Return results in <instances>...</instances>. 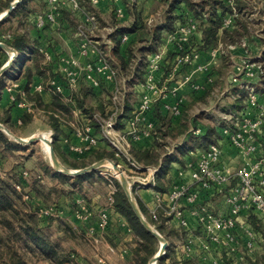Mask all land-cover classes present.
Returning a JSON list of instances; mask_svg holds the SVG:
<instances>
[{
	"label": "crops",
	"instance_id": "0c3cea01",
	"mask_svg": "<svg viewBox=\"0 0 264 264\" xmlns=\"http://www.w3.org/2000/svg\"><path fill=\"white\" fill-rule=\"evenodd\" d=\"M33 1L32 4L40 9L48 6V0ZM59 1L58 22L48 30L38 29L31 22V17L21 28L28 31L35 43L42 37L44 40L42 43L50 44L53 51L52 59L48 60L44 56L45 66L42 68L44 74L35 73L29 84H46L51 77L62 78L60 70L65 65L63 57L74 55L82 62L95 57L96 52L88 57L78 54L81 37L77 31L78 26L85 20L87 7L91 8L98 18V28L91 33V38L96 41L92 44L93 48L98 47L104 51L119 68L117 77L112 81H103L100 86H87L83 84L86 83L84 80L78 79L75 89L66 88L67 95H61L68 106V111L60 110L61 112L55 114L60 120L61 131L56 140L60 152L71 160L89 161L101 149L113 150L106 142H100L99 145L82 153L71 150L70 146L85 143L77 134L78 129L85 130L89 127L91 133L100 136L98 123L94 120L93 114L109 113L112 110L111 95L115 87L123 86L126 91L125 104L118 125L122 129L129 128L130 119L139 115L137 125L143 131L139 139L134 141L133 147L143 152H150L157 147L158 133L164 134L165 150L159 158V164L144 165L138 162L144 170L148 167H157L158 170L163 166L169 167L167 178H170L171 186L165 192L155 187H144L135 191V195L146 205L152 216L154 213L159 214V221L166 229L164 236L174 249L175 258L193 259L195 264H213L214 260L231 264H260L259 256L264 253L263 232L253 227L251 213L253 211L257 213L263 224L264 214H260L252 207L242 209L239 216L241 225L236 228L238 235L236 250L229 251V248L220 242L223 235L221 231H219L220 238L213 239L205 232L199 217L191 214L190 210L194 202L188 197L195 194V204L207 205L215 215H225L229 212L226 195L237 180L231 176L225 181H213L208 186H203L199 180L193 178V168L189 166V164L196 166L202 155L210 149L211 144L218 145L221 151L219 159L213 163V166L217 165L216 167L223 169L226 167L228 172H235L246 161L251 163L258 161L264 170V88L262 86L264 75H259L256 79L257 102L252 105L248 103V90L244 87L247 76L240 69L245 61L244 58L259 63L258 59L264 54V46H261L263 44L259 42L260 46L256 45L257 41L264 40V17H249L253 22L257 21L256 28L252 36L246 37L241 43H224L221 29L214 43L202 48L201 26L207 20V15L204 13V19H200L184 2H181L179 8L174 11L179 15L178 17L182 16L183 20L175 19L171 28H162L160 39L155 40L152 36L153 26L164 24L172 0H86V2L79 0L80 7H76L71 0ZM227 17L232 19L228 27H233L234 15H226L223 20ZM190 20L197 23L190 44L186 46L190 48V52L193 51L192 57L188 63L178 64V58L184 53V47L179 44L175 30L178 24ZM13 24L16 25V22L14 21ZM124 35L128 36L126 40H123ZM243 42L246 44L244 45ZM141 45L148 48L144 62L141 61L142 54L138 50ZM230 45H235V48H231ZM250 52L254 55L251 56ZM17 54L18 60L22 61L27 58L25 55H29L18 51ZM9 56L7 53L3 63L9 59ZM227 56L233 61L229 68H227ZM123 60L129 63L127 70L122 64ZM14 63L0 76V80L3 81L0 85V111L4 113V110L13 104L10 109V119L13 123L20 124L24 111L31 112L32 108H37V104L35 100L27 98V91L24 90L25 95L22 96L18 89L14 92L17 97L15 104L12 93L6 90V85L15 77L19 85L25 83L19 73L20 66ZM26 63L31 65L33 60L28 59ZM28 87L31 93H38L45 104H52L54 93L48 90L36 91L29 85ZM144 96L149 99L148 106L141 108ZM240 96L242 100L237 106V99ZM21 99L23 105L19 104ZM82 99L85 100V108L92 107L93 111L79 105V100ZM241 115L259 122L257 151L251 157L243 155L241 150L232 144L229 134L224 133L225 127L236 128L235 122ZM182 123L187 128L178 132ZM48 125L53 130L52 126ZM57 155L61 157L58 153ZM119 160L122 167L128 169L129 165L124 160ZM174 186H185L187 196L173 199L170 191ZM111 196L113 195L108 194V202L105 206L97 204L92 207L86 202L90 209L88 215L85 212L80 213L78 209L72 210L71 207L70 212L68 210L69 213H65L66 217H62L63 224L72 226L77 236L86 235L89 239L88 253L85 254L79 249L76 254L72 252L79 264H132V249L137 243V236L126 218L112 205ZM174 205L184 211L187 225L181 223V218L175 210H172L171 214L165 212ZM102 211L108 215V223L105 227L101 226ZM48 223L43 221L42 225L46 227ZM246 227L253 229L258 237L257 248L252 254L246 253L245 244L248 240L244 230ZM90 236L93 239H90Z\"/></svg>",
	"mask_w": 264,
	"mask_h": 264
},
{
	"label": "trees",
	"instance_id": "16d2710c",
	"mask_svg": "<svg viewBox=\"0 0 264 264\" xmlns=\"http://www.w3.org/2000/svg\"><path fill=\"white\" fill-rule=\"evenodd\" d=\"M12 1L13 0H0V13L5 11L10 6ZM32 1L33 0H22V2L15 7L11 15L0 23V41L7 43L20 53L29 54L25 55L27 58L24 61L18 60V58H16L17 62L15 63L20 66L19 73L21 78L23 77L25 80V83L22 85L20 84V87L27 91V98L35 100L39 107H42L46 111L51 110L49 124L53 128V135L55 136L53 145L56 152L61 156L64 162L74 168H80L89 165L95 160H100L105 157H109L115 161H118V159L115 157L114 150H109L106 148L96 152L89 161L70 160L62 152H60L59 145L56 141L57 136L61 131L60 120L55 116V114L61 112L60 110L68 111V106L58 93H54V100L51 105L45 104L42 100V97L38 93H31L28 87L33 75L35 73L42 74L44 72L42 68L45 66V55L38 50V46L44 44L42 43L44 41L42 40L43 38L39 37V41H36L35 43V41L30 37L28 31L21 30V28L28 22L30 17L31 22H33V16L44 9L38 8L34 3L32 4ZM33 2H36V0ZM181 2L186 3V5L191 10H193L200 19H204V13L207 15V20L204 21L201 26L203 41L201 44L202 48H206L213 44L221 29L223 31L222 41L227 44H235L241 43L246 37H251L254 29L256 28L257 21L253 22L248 15L251 12L249 11L250 8H253L252 1L250 0H172L168 8L169 10L167 11L164 24L161 26H153L152 36L155 40L160 39V31L162 28H171L175 19L183 20L182 16L178 17L179 15L174 13V11L179 8L178 6ZM259 2H262L264 6V0H259ZM87 11H90L97 16V14L93 12L91 8L87 7ZM260 11L264 14V7H262ZM229 14L234 15L235 22L233 23V27L225 26L223 22V18ZM14 21L16 22V25L13 24ZM49 27L50 25L41 30H48ZM147 49L148 48H146L145 45L138 47L139 52L142 54V62H144L145 52ZM6 54V51L0 47V67L4 64L3 58L6 56ZM131 58L132 57H130V59ZM28 59L33 60L31 65L26 63ZM258 60L261 63L264 71V54ZM122 64L126 70L129 68L128 62L123 60ZM7 74L8 73H5V75ZM262 75H264V73L260 76ZM13 80H16V77ZM2 84L3 81L0 80V85ZM241 100L242 97H238L237 106ZM13 102L17 104L15 100ZM79 105L86 110L89 109L87 107L85 108V100L83 99L79 100ZM12 106L13 104L9 105L4 110V115H2L3 117H0V122L9 126V128L15 125V123H13L10 119V109ZM93 109L94 108L90 107L89 110L93 111ZM31 119L32 113L25 110L21 118V123L27 124L31 121ZM186 128V125L182 123L181 128L178 129V132H181ZM163 135L164 134L162 132L158 133L157 147L153 148L152 151L143 152L132 147L131 154L137 161L143 163L144 165H158L159 158L165 150ZM0 140L5 143L8 148L13 146L15 147V144L10 141L2 129H0ZM1 146L2 145H0V166L4 167L5 159ZM168 168L169 167L163 166L160 168V170H158L156 175V183L153 186L155 189L164 192L169 190L171 181L170 178H167ZM22 170L23 169L20 168V164H17L12 166L8 173H6L9 176L3 177L0 174V264H29L25 257L26 251H29L30 254L37 255V257H41V259H44L50 264H79L76 260L75 254L72 253V251L65 250L59 246L58 243H53L44 234V226L42 223L43 221H50L54 219L53 215L45 217L46 219H43L44 217H40L39 213L41 211V204H37L35 206L33 205L34 207H30V210L26 209V203L32 206V202L29 200L25 203L22 200V193L32 195L31 197H34V199H41V203L46 207L49 206V202L47 196L40 192L38 188V181L36 179L31 180V177H29L28 180L24 173L21 172ZM91 174L92 173L88 172L80 176L69 177V175L61 173L59 176H61V178L70 179V181L73 182H70L73 187L74 185H77V183L82 182L86 177L89 178ZM57 175L58 173L54 174V176ZM16 185H19L21 190H18ZM136 197L144 215L163 235H165L166 229L159 221V217L154 218L146 205L137 195ZM112 205L126 218L133 233L137 236V243L132 249V264H149L151 258L159 250L158 246L160 242L158 238L149 230H147V228L142 224L135 211L131 207L125 191L121 187L113 194ZM253 212L251 213L252 225L256 230L263 232L264 243V224L259 215ZM63 226L67 233H70L73 237L77 236V233L72 226L68 224H63ZM22 243L25 247L22 245ZM21 248H24V251H22ZM259 261L260 264H264V253L259 256ZM157 264H195V261L193 259L187 258L177 260L174 255V249L171 247V245H168L166 252L160 257V259L157 261Z\"/></svg>",
	"mask_w": 264,
	"mask_h": 264
},
{
	"label": "built area",
	"instance_id": "2783aa9c",
	"mask_svg": "<svg viewBox=\"0 0 264 264\" xmlns=\"http://www.w3.org/2000/svg\"><path fill=\"white\" fill-rule=\"evenodd\" d=\"M71 1H73L76 7H80L79 0ZM59 15L60 1L48 0V6L43 11L34 15L32 20L38 29H44L48 25L52 26L56 24L58 22ZM230 22H232L230 17L224 20V23L227 26ZM97 28V16L94 13L87 11L85 14V20L78 26L77 31L81 37L78 54L88 57L91 56V53L96 52L97 54H95V57L85 62H82L74 55L63 57L62 60L65 65L60 70L62 78L59 76L51 77L46 84L30 83V88L36 91L48 90L52 93H58L62 96H66V88L69 90L75 89L77 85L76 80L78 79L84 80L86 83L83 84L87 86H100L103 81L114 80L119 73L118 66L104 51H101L98 47L93 48L92 46V44L96 41L91 38V33H94ZM196 29L197 23L193 20L178 24L175 30V36L178 38V42L181 47H184V53H182V56L178 58V64L188 63L191 59L193 51L190 52V48L186 46L190 44V38ZM127 37V35H124L123 40H126ZM243 44L245 45L246 42H243ZM230 47L235 48V45H230ZM186 48L188 50H186ZM38 50L45 55L46 59L49 60L53 58V51L50 44L39 45ZM240 69L249 79H251V81H249L250 83H244V87L248 90V103L255 105L257 102L256 79L259 75L264 73L263 68L259 63L247 59V63H243V66H241ZM262 86L264 88V84ZM5 88L8 92L13 94V100L17 99L14 93L17 89L20 95H25V91L20 87L19 82L16 80L10 81ZM125 92L126 91L123 86H116L111 95L112 110L106 114H102L100 112H95L93 114L94 120L98 123L100 136L91 133L89 127L85 130L78 129L77 134L83 141H85V143L80 145L73 144L70 148L71 150L82 153L99 145L100 142L108 143L114 150L115 157L118 159V161H114L121 168L135 192L140 188L153 187L155 185L158 168L148 167L144 170L143 166L131 154V148L133 147L134 141L139 139L141 134H143V131H141L137 125L140 116L136 115L130 119L129 128L122 129L118 125L119 118L123 114ZM148 101V97L144 96L141 108H146L148 106ZM19 104H24L22 99L19 100ZM175 108L176 107H174V109ZM235 126V129L225 127L224 133L229 134L230 141L241 150L243 155L251 157L257 151V133L259 122L248 116L241 115V117L236 120ZM209 148L210 149L206 152V154L202 155L196 166L189 164V166L193 168L192 176L193 178L199 180V183L203 186H208L209 183L213 181H225L233 176L237 180L236 184L226 195V203L229 205V212L225 215L213 214L208 209L207 205L195 204V194L189 195L188 197L190 201L194 202V206H192L190 212L191 214L199 217L205 232L211 235L213 239H219V231H221L223 235L221 236L222 238H220V242L227 246L229 251H235L238 243L236 228L241 225L239 216L242 209L252 207L260 214H264V170L258 161L255 163L246 161V163L241 165L235 172H228L226 167L223 169L221 167H216L217 165L213 166V163L219 159L221 152L220 147L216 144H211ZM119 159L124 160L129 165L128 169H124L122 167V163ZM106 161L110 160L106 159ZM115 172L119 178V173L116 170ZM170 196L173 199L185 197L187 196V188L185 186H174V188L170 191ZM111 200H113V196H111ZM88 209L87 205L84 204L82 208H78V211L85 212L88 215L90 213V210ZM169 209H166L165 212L171 214V211L175 210L176 214H178L181 218V223L183 225H187V220L182 209L177 208L176 205L171 207L170 210ZM55 213L56 212L53 207H46L40 211V215L42 217L55 215ZM87 215L84 216L85 219L87 218ZM100 216L101 226L105 227L108 223V215L105 211H102ZM153 216L154 218L159 217L156 213H154ZM244 230L248 236V240L245 244L246 253L252 254L257 248V233L248 227ZM213 264L231 263L214 260Z\"/></svg>",
	"mask_w": 264,
	"mask_h": 264
},
{
	"label": "rangeland",
	"instance_id": "374dc122",
	"mask_svg": "<svg viewBox=\"0 0 264 264\" xmlns=\"http://www.w3.org/2000/svg\"><path fill=\"white\" fill-rule=\"evenodd\" d=\"M252 1L253 8L249 11V17H264V14L260 11L262 9L263 3L259 2V0H250ZM229 18V17H227ZM256 41V40H255ZM264 46V40L257 41L256 45L259 47L260 43ZM251 55V52H250ZM254 55V54H252ZM251 55V56H252ZM230 57V56H229ZM227 56L226 62H228L229 68L233 61L231 58ZM244 63H247V58ZM249 60V59H248ZM261 65V63L259 62ZM230 65V66H229ZM262 66V65H261ZM263 68V67H262ZM263 74V73H262ZM251 79L246 77L245 83H250ZM13 95V94H12ZM32 119L27 124H15L10 127V129L17 135L27 138L31 135L44 134L46 136H51L54 132L49 124V118L51 112L44 110L42 107L37 105V108L31 109ZM34 111V112H33ZM3 112L0 111V117H3ZM7 126V125H6ZM9 127V126H7ZM5 132V131H4ZM7 137L15 144V147L8 148L5 143L0 140V145L3 153H4V167L0 166V174L3 177L9 176V169L17 164H20V168L23 170L21 172L24 173L25 177H31V180L38 181V188L42 194H45L48 198L47 208L53 207L55 209V215H53L54 219L50 221H46L47 226L43 228L44 234L53 242L58 243L59 246L64 248L65 250L72 251L76 254L77 249H79L83 253H88L90 250L89 239L85 236H76L73 237L70 233L64 231L63 227V219L65 213H69L71 207L72 210H77L78 208H82L86 202L89 203L92 207L97 204L101 206H105L108 202V194H114L120 187L123 189L120 179L118 178L115 170L111 165L105 164L98 169L91 171V176L89 178L83 179L82 182L77 183L72 187L73 182L70 179L61 178L59 172L53 165L50 159L49 152L45 149V143L42 141H36L30 144H21L17 142L12 136L7 134ZM19 143V144H16ZM54 144V143H53ZM19 145V146H16ZM61 162L70 167L69 164L64 162L61 157H59ZM71 160V159H70ZM55 173H58L57 176H54ZM72 177V176H69ZM71 182V183H70ZM18 190H21L19 185H16ZM134 191V190H133ZM22 200L26 203L31 200V205L27 204L26 209L30 210V207H34L37 204H41L40 208L43 209L44 205L41 203V199L31 197L32 195H28L27 193H22ZM97 195H100L99 197ZM34 205V206H33ZM87 205V204H86ZM46 207V206H45ZM70 207V208H69ZM76 207V208H75ZM19 208V204H18ZM39 208V209H40ZM69 210V212H68ZM71 210V211H72ZM90 210V209H88ZM81 212V211H79ZM70 217V216H68ZM154 225V224H153ZM90 239H93L90 236ZM24 246V244L22 243ZM22 247V246H20ZM25 247V246H24ZM160 247V243L158 248ZM24 251V248H21ZM158 250V249H157ZM29 264H50L49 262L41 259V257H37L35 254H30L29 251H26L25 255ZM150 262V261H149ZM150 264V263H149Z\"/></svg>",
	"mask_w": 264,
	"mask_h": 264
},
{
	"label": "water",
	"instance_id": "95a60500",
	"mask_svg": "<svg viewBox=\"0 0 264 264\" xmlns=\"http://www.w3.org/2000/svg\"><path fill=\"white\" fill-rule=\"evenodd\" d=\"M22 0H13L10 4V6L3 11L2 13H0V23L2 21H4L7 17H9L11 15V13L13 12V10L15 9L16 6H18L21 3ZM0 47L3 48L5 51H7V53L10 55L9 59L0 67V76L7 70L10 68L11 65H13L14 61L16 60L18 54L17 51L10 45H8L7 43L0 41ZM0 129H2L3 131H5L7 134H9L10 136H12L17 142L21 143V144H30V143H34L36 141H42L45 144L49 145V155H50V159L52 162V165L61 173L75 177V176H80L83 174H86L88 172L94 171L96 169H98L99 167L103 166L106 164V159H100L97 160L85 167H80V168H70L66 165H64L61 160L59 159L57 152L54 148L53 145V133L51 134V136H46L43 134H37V135H31L27 138H24L22 136H19L17 134H15L9 127H7L5 124L0 122ZM110 162L113 165V168L119 173V179L121 182V185L123 187V190L125 191L130 205L133 208V210L135 211L136 215L138 216V218L140 219V221L142 222V224L147 228V230H149L151 233H153L159 240L160 242V247L159 250L156 252V254L151 258L150 260V264H157V261L160 259V257L166 252L167 247L169 245L168 240L166 239V237L148 220V218L144 215L138 199L135 195V192L132 189V185L129 183L128 179L126 178L125 174L123 173V171L121 170V168L117 165V163L112 160L109 159Z\"/></svg>",
	"mask_w": 264,
	"mask_h": 264
},
{
	"label": "bare ground",
	"instance_id": "6f19581e",
	"mask_svg": "<svg viewBox=\"0 0 264 264\" xmlns=\"http://www.w3.org/2000/svg\"><path fill=\"white\" fill-rule=\"evenodd\" d=\"M43 135H47L46 133H44ZM44 143V142H43ZM45 149L49 152V145L45 144ZM106 164L111 165L112 163L110 161H107ZM113 168V167H112Z\"/></svg>",
	"mask_w": 264,
	"mask_h": 264
}]
</instances>
